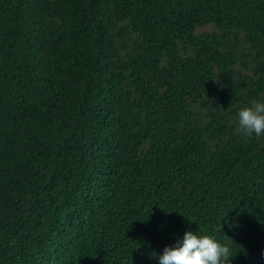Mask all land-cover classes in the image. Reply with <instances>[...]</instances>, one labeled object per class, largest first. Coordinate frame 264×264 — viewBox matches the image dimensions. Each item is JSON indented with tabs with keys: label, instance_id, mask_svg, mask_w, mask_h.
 I'll use <instances>...</instances> for the list:
<instances>
[{
	"label": "trees",
	"instance_id": "1",
	"mask_svg": "<svg viewBox=\"0 0 264 264\" xmlns=\"http://www.w3.org/2000/svg\"><path fill=\"white\" fill-rule=\"evenodd\" d=\"M253 99L264 0H0V264H264Z\"/></svg>",
	"mask_w": 264,
	"mask_h": 264
},
{
	"label": "clouds",
	"instance_id": "2",
	"mask_svg": "<svg viewBox=\"0 0 264 264\" xmlns=\"http://www.w3.org/2000/svg\"><path fill=\"white\" fill-rule=\"evenodd\" d=\"M236 126L245 137L264 135V100L253 99L236 113ZM229 247L212 235L186 230L155 258L158 264H226Z\"/></svg>",
	"mask_w": 264,
	"mask_h": 264
}]
</instances>
